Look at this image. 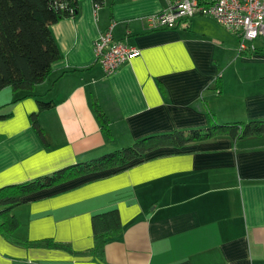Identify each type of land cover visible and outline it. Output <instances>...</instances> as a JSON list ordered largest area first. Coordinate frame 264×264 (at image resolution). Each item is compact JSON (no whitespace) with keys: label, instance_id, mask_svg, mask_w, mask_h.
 Here are the masks:
<instances>
[{"label":"crops","instance_id":"1","mask_svg":"<svg viewBox=\"0 0 264 264\" xmlns=\"http://www.w3.org/2000/svg\"><path fill=\"white\" fill-rule=\"evenodd\" d=\"M166 9V0H80L75 16L51 25L60 57L46 78L32 95L0 98V188L148 135L264 119V36L239 52L237 35L203 14L149 29L146 17ZM109 27L140 54L107 76L94 40ZM38 100L54 105L38 110ZM153 154L162 155L24 196L12 237L0 227V264H264V134ZM111 208L122 229L98 259L84 253L91 216ZM45 239L72 252L35 244Z\"/></svg>","mask_w":264,"mask_h":264},{"label":"trees","instance_id":"2","mask_svg":"<svg viewBox=\"0 0 264 264\" xmlns=\"http://www.w3.org/2000/svg\"><path fill=\"white\" fill-rule=\"evenodd\" d=\"M79 2L80 0H0V91L8 87L13 92H23L22 97L32 95L33 87L46 78L52 63L60 57L51 25L62 18L75 16L79 10ZM92 2L97 8L103 6L105 0ZM181 23L180 21L177 26ZM53 105L51 100H38V110L49 109ZM96 114L106 135L110 136L100 110L96 109ZM31 121L38 137L45 142L36 112L31 114ZM261 134H264V119L213 122L204 127L176 129L142 137L128 145L66 165L21 184L3 186L0 188V227L5 235L12 237L18 221L11 210L21 203L24 196L35 191L84 174L106 170L122 171L136 163L162 155H149L157 148L171 147L180 150L187 144L207 141L220 135L236 140ZM121 229V219L116 208L94 213L91 216L93 246L84 253H92L102 259L104 245L111 237L118 235ZM35 244L72 252L69 246L53 243L48 239Z\"/></svg>","mask_w":264,"mask_h":264},{"label":"built area","instance_id":"3","mask_svg":"<svg viewBox=\"0 0 264 264\" xmlns=\"http://www.w3.org/2000/svg\"><path fill=\"white\" fill-rule=\"evenodd\" d=\"M167 9L146 17L149 29L176 28L196 14L208 15L238 37V51H254L264 36V0H166ZM109 27L94 40L96 60L105 75L139 56L137 47L115 40Z\"/></svg>","mask_w":264,"mask_h":264},{"label":"rangeland","instance_id":"4","mask_svg":"<svg viewBox=\"0 0 264 264\" xmlns=\"http://www.w3.org/2000/svg\"><path fill=\"white\" fill-rule=\"evenodd\" d=\"M19 93V92H18ZM8 96H11V90L10 88L8 87H5L3 88L1 91H0V98L1 100H5L8 98ZM110 151V150H109Z\"/></svg>","mask_w":264,"mask_h":264}]
</instances>
